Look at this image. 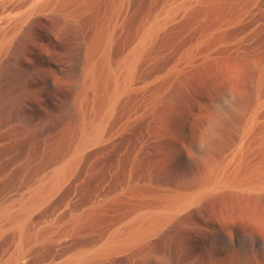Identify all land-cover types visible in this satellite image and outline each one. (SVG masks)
<instances>
[{
	"label": "rangeland",
	"instance_id": "374dc122",
	"mask_svg": "<svg viewBox=\"0 0 264 264\" xmlns=\"http://www.w3.org/2000/svg\"><path fill=\"white\" fill-rule=\"evenodd\" d=\"M32 1L0 0V41L18 29L17 19ZM109 1L97 0L76 19L84 38L104 21ZM174 1L126 0L129 11L118 22L111 64ZM51 16L28 32L32 49L26 56L16 49L0 54V264H64L76 252L96 249L139 213L160 212L171 197L197 193L205 175L228 169L237 148L264 125V0L192 6L153 38L136 84L110 118V137L89 145L72 176L31 213L25 252L18 254L2 211L16 214L17 204L65 155L80 125L76 101L84 48L81 37L64 34L65 21L55 23ZM50 26L55 36L62 34L58 55L47 36ZM50 58L56 64L44 63ZM21 62L35 79L16 117L4 103ZM51 94L50 102L45 95ZM50 109L57 123L46 120ZM248 150L245 166L264 165V146ZM203 197L92 264H264V190H219Z\"/></svg>",
	"mask_w": 264,
	"mask_h": 264
},
{
	"label": "bare ground",
	"instance_id": "6f19581e",
	"mask_svg": "<svg viewBox=\"0 0 264 264\" xmlns=\"http://www.w3.org/2000/svg\"><path fill=\"white\" fill-rule=\"evenodd\" d=\"M96 1L97 0H33L30 6L19 15L17 19L19 22L18 29L9 36H3L0 41V54L1 52H8L16 49L21 53L23 52L26 56L32 49V45L26 37L28 32L32 29L34 24L39 23V21L44 22L48 16L53 15L54 19H52L55 23L56 21L59 23L60 20H63L65 24L69 26V30L64 31V34L68 35L71 33L72 35L81 37L80 46L84 48L85 52V55H83V66L81 67V93L76 101V105H78L79 109L80 125L74 142L55 168L49 174L40 178L35 189L30 192L29 197L17 204L18 209L15 215L10 216L8 209L2 211L7 224L14 229L16 244L18 249H20L18 254L25 252V250L23 251V240L26 223L31 213L47 198L53 195L70 176H72L77 164L81 160L83 151L89 145L110 137L111 132H113L109 128L110 118L113 116L121 97L125 96L124 94L130 90L132 85L136 84L139 64L153 38L168 22L187 12L192 6H203L216 0H175L171 4H167L168 6L165 7V10L160 16L154 18L147 25H144L137 40H135V44L114 64L110 62V47L115 32L120 26L119 21H122L129 10L126 0H110L107 4L104 21L101 18L99 22L94 25L89 36L84 38L80 30L74 26V22L84 9L91 6V4ZM50 24L51 23H49V25ZM56 32L58 31H55L54 27L50 26L47 30V36L52 40L51 45L53 53L58 55L56 48L60 47L62 34L55 36ZM49 52H51V50ZM188 52L189 51H187V54H189ZM193 53L194 52H192V54ZM185 58L189 59L187 56ZM44 63L46 65L56 64V60L50 58L44 61ZM12 79V85L9 89V95L5 100L4 109L8 115L17 117L21 114L25 99H27V91L35 78L33 76V70L29 65L21 62L12 75ZM45 96L47 101H52L53 94ZM46 120H49L52 124L58 122L53 109H50L46 113ZM255 120L256 114L253 113L251 125ZM248 134L249 132H246L244 138L247 137ZM248 138L245 140V143L235 151L230 167L228 169L224 167L211 171L205 175L204 180L197 185V187H200L197 193L183 197H171L164 202L160 212L152 213L145 211L139 213V215L125 225L121 231L115 232L109 236L105 243L96 249L94 248V250L76 252L67 260L65 259L66 261L64 264H92L108 253L133 245L136 241L138 242V240L141 238L143 239V237L159 228L182 208L188 205L190 206L192 203L201 202L202 199L205 198L203 197L205 193L212 194L219 190H264V165L258 162L257 164L253 163V165L245 166V156L247 151H249L248 149L250 147L251 149H262L264 146V125L260 126L259 131L253 137L251 136L250 139ZM261 159H264V157L262 156ZM78 218L75 216L74 221ZM1 230L0 226V232Z\"/></svg>",
	"mask_w": 264,
	"mask_h": 264
}]
</instances>
